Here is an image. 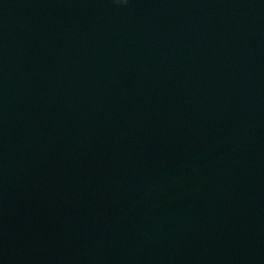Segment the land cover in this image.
<instances>
[{
	"label": "water",
	"instance_id": "1",
	"mask_svg": "<svg viewBox=\"0 0 264 264\" xmlns=\"http://www.w3.org/2000/svg\"><path fill=\"white\" fill-rule=\"evenodd\" d=\"M0 264H264V0H0Z\"/></svg>",
	"mask_w": 264,
	"mask_h": 264
}]
</instances>
